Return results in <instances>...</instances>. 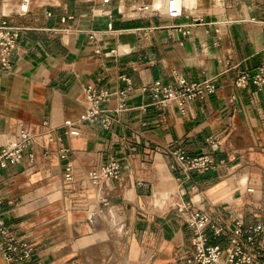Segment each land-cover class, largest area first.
<instances>
[{
    "label": "crops",
    "instance_id": "0c3cea01",
    "mask_svg": "<svg viewBox=\"0 0 264 264\" xmlns=\"http://www.w3.org/2000/svg\"><path fill=\"white\" fill-rule=\"evenodd\" d=\"M23 1L0 0V20L21 28L13 68L0 73V149L26 130L35 158L0 170V192L7 225L31 249L25 264H87L98 250L113 263L114 242L127 264H187L196 213L227 228L264 220V90L234 83L264 62V0H197L202 21L189 33L176 24L191 18L148 16L132 0ZM179 76L217 92L184 111L152 105L144 88ZM124 77L133 90L120 108ZM88 85L111 93L101 104L110 126L87 120ZM179 148L214 164L185 173L171 158ZM111 157L121 177L90 182Z\"/></svg>",
    "mask_w": 264,
    "mask_h": 264
},
{
    "label": "built area",
    "instance_id": "2783aa9c",
    "mask_svg": "<svg viewBox=\"0 0 264 264\" xmlns=\"http://www.w3.org/2000/svg\"><path fill=\"white\" fill-rule=\"evenodd\" d=\"M112 0H103V3H110ZM27 3L26 0L23 1ZM135 5V11L145 13L148 16H164L172 20H178L182 17L191 18V23L176 24V27L185 28L189 33L191 27L202 21L200 14L197 13V0L192 5H187L185 0H166L164 11L157 9L154 4L155 0H132ZM215 4L224 6L225 0H215ZM66 19H73L68 16ZM65 20V18L63 19ZM234 20H228L224 23H233ZM222 23V22H221ZM21 28L8 24L5 20H0V73L10 72L13 68L12 53L18 44V38ZM127 88L118 92L121 98V106H124L126 97L132 88V80L124 77ZM238 87H246L249 83L254 84L258 89L264 90V62L256 68L254 72H240L234 81ZM151 98V104L158 108L175 103L181 110H185L188 102L206 95L217 92V85L211 80L202 82H190L184 76H179L176 85H162L154 82L144 88ZM111 93L107 90L98 89L96 86L88 85L85 89L86 98V118L90 122H99L104 127L111 125V119L104 114L101 108L102 102L110 100ZM147 106H142L141 110L146 112ZM68 127L70 122L66 124ZM76 134L77 131L70 130L67 133ZM55 136H50V141L57 140ZM35 137L30 135L26 130L21 131V138L15 145L3 146L0 149V170L8 164L19 163L25 156L34 160ZM63 155L66 156L67 149H62ZM172 160L179 165L185 172L196 170L205 172L210 169L214 162L209 154H199L192 156L182 148L177 149L171 155ZM121 177L120 161L111 157L108 162L99 170H91L87 178L95 185L102 186L110 180H118ZM73 169L71 164L67 166L65 180L73 181ZM4 197L0 192V255L5 264H25L32 256L28 244L14 234L2 212ZM107 203V197L102 199ZM195 221L191 223L195 230L194 250L186 259L187 264H264V220L245 226L242 222H237L232 228L226 226H215L212 220L200 213L195 214ZM211 226L215 237L225 236L227 244H211L210 235L207 228Z\"/></svg>",
    "mask_w": 264,
    "mask_h": 264
},
{
    "label": "rangeland",
    "instance_id": "374dc122",
    "mask_svg": "<svg viewBox=\"0 0 264 264\" xmlns=\"http://www.w3.org/2000/svg\"><path fill=\"white\" fill-rule=\"evenodd\" d=\"M165 5V2L163 3ZM91 171V169H90ZM107 193V191H106ZM105 193V194H106ZM95 210V209H94ZM97 212H99V210L97 209ZM102 214V216L104 217V212H99ZM115 239V237H114ZM121 243H117V242H114L113 245H112V250H113V253L115 254L116 256V259L113 263H109L105 257H103L99 250L94 253L93 251H90L88 252L86 255H87V258H86V261H87V264H127V258L123 255L121 256L118 252H120V248H121ZM122 252V251H121Z\"/></svg>",
    "mask_w": 264,
    "mask_h": 264
},
{
    "label": "bare ground",
    "instance_id": "6f19581e",
    "mask_svg": "<svg viewBox=\"0 0 264 264\" xmlns=\"http://www.w3.org/2000/svg\"><path fill=\"white\" fill-rule=\"evenodd\" d=\"M163 2H166V0H155V4L154 6L157 8V9H160L161 11H164V8H165V5L162 3ZM196 0H185V3L189 6V5H192L195 3Z\"/></svg>",
    "mask_w": 264,
    "mask_h": 264
}]
</instances>
